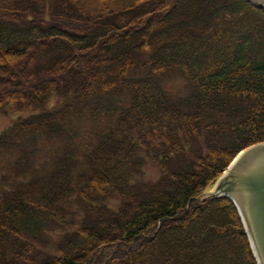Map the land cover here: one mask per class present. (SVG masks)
Masks as SVG:
<instances>
[{
    "label": "trees",
    "instance_id": "16d2710c",
    "mask_svg": "<svg viewBox=\"0 0 264 264\" xmlns=\"http://www.w3.org/2000/svg\"><path fill=\"white\" fill-rule=\"evenodd\" d=\"M174 71L186 81L177 93L165 84ZM53 98L62 106H47ZM5 105L41 112L0 134V264H257L234 204L206 193L240 151L264 143V10L0 0ZM101 115L111 124L80 153L81 123ZM44 149L52 157L37 167ZM142 152L157 180L140 178ZM74 193L83 223L43 254L35 242Z\"/></svg>",
    "mask_w": 264,
    "mask_h": 264
},
{
    "label": "rangeland",
    "instance_id": "374dc122",
    "mask_svg": "<svg viewBox=\"0 0 264 264\" xmlns=\"http://www.w3.org/2000/svg\"><path fill=\"white\" fill-rule=\"evenodd\" d=\"M211 61H214L213 57H211ZM166 88L170 92L177 93L182 91L183 88L186 87V81L184 77L181 75L180 72L174 71L173 73L169 74L168 77L165 79ZM63 100L59 98H53L48 101L47 106H53V108L57 109L62 106ZM46 107V106H45ZM44 107V108H45ZM43 108V109H44ZM41 112V110H23L19 111L16 107L12 105H5L4 107L0 108V134L4 133L7 129L11 128L13 124H15L20 119H25L29 117L31 114H37ZM111 124V121L105 119L103 115L99 116L95 120H84L79 129L78 137L76 139V143L79 147V152L83 153L84 144L88 140L90 142V134L94 131H99L101 129L107 128ZM46 139V137L42 136L38 139V145ZM59 138L58 140H61ZM42 146L40 149L42 150ZM40 150V151H41ZM48 149H44L42 153L34 160L35 165L37 167L46 164V160L52 157L53 151L51 155L45 154ZM18 154H9L8 159L17 158ZM81 155H78V157ZM141 156L143 157V166L142 171L145 174L140 177L144 181H154L157 180L161 175L160 168L155 165L147 156L146 152H142ZM8 159L4 156V162H7ZM11 161V160H10ZM12 163L15 161H11ZM17 164H23V162L18 161ZM49 165V164H48ZM107 204L112 206L113 208H117L119 205V201L115 200L114 197L109 198L107 200ZM62 209L63 213L61 216V220L57 217L55 219H51V222L48 225V229L43 232V240L41 242H35V247L41 249L43 254H54L57 250V246L61 239L65 235L72 234L77 227L83 223L86 212L83 206L78 202L76 194H72L66 196V198L62 201ZM27 264H32L28 262Z\"/></svg>",
    "mask_w": 264,
    "mask_h": 264
},
{
    "label": "water",
    "instance_id": "95a60500",
    "mask_svg": "<svg viewBox=\"0 0 264 264\" xmlns=\"http://www.w3.org/2000/svg\"><path fill=\"white\" fill-rule=\"evenodd\" d=\"M264 9V0H249ZM237 208L258 264H264V143L242 151L208 194Z\"/></svg>",
    "mask_w": 264,
    "mask_h": 264
}]
</instances>
